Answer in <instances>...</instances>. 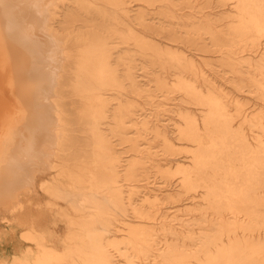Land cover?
<instances>
[{"label":"bare ground","instance_id":"obj_1","mask_svg":"<svg viewBox=\"0 0 264 264\" xmlns=\"http://www.w3.org/2000/svg\"><path fill=\"white\" fill-rule=\"evenodd\" d=\"M15 1L25 9L24 3H21L23 0ZM159 2L164 6L170 5L169 0H54L52 8L46 9V5L41 8L45 11L43 20L41 16L39 19L42 20V26L39 25L42 28L33 25L34 30L27 28L21 35L16 34L13 26L21 23V20L15 14H7L8 7L0 2V13L13 26L10 27L11 31H14L8 37L13 48L10 96L19 95L20 101L15 104L25 112L27 119L21 125L27 133L21 141L26 149L21 160L13 162L12 168L16 173L19 166L24 170L25 162L30 163L31 159L29 156L24 159L25 154L32 156L37 150L40 153L43 147V143H40L45 140L47 144L44 142L43 152L46 155L41 157L37 153L39 158L36 157L42 161L40 163L46 162L43 166L47 169L41 181L38 179L39 186L48 195L66 203V206L57 207L56 210L68 226L65 235L60 238L62 248L59 249L52 244L53 235L45 230L47 219L46 227H39L43 216L40 217V212L44 209L41 211L38 207L40 218L37 220L33 216L27 217L29 213L24 212L22 208L25 205L20 201L14 202L10 210L12 216L20 212L17 215L22 217L19 218L24 223L22 225L31 218L26 222L28 229L22 234V239L32 245L27 248L15 247L7 257H0V264H116V256L123 261L121 264H143L151 258L152 264H264V141L262 138L257 139L254 145L243 128H235L232 123L236 116L240 117L242 122L262 137L263 116L231 113L221 91H214L210 87L205 91L197 85L196 77L206 76L196 59L179 48L162 46L154 39L150 30H157V34L163 33L171 41L181 39L193 43L197 38L194 35L199 31L197 28L188 33H179L175 28L164 25L155 29V23L149 22L151 17L143 10ZM219 3L230 4L232 14L228 16L233 21L229 28L226 31H214L203 26L217 50L226 52L229 57L237 48L247 45L248 40L253 45L264 37V0H219ZM31 15L32 12L29 17ZM22 18L25 20V17ZM140 26L145 30H141ZM36 27L42 29L36 30L37 34L40 32L38 37L35 34ZM34 34L35 37H32ZM112 37H120L128 48H133L132 55L144 57L153 70L160 68L165 72L171 69L175 76L171 86L198 105L201 111V115L191 111L178 112L180 121L176 125L177 137L180 142L187 144L185 147L174 142L158 124H141L144 131L151 128L162 139L164 151L171 154L186 152L189 155L187 163L178 162L175 167L164 170L159 167V172L165 178L178 176L182 192L202 191L201 198L206 206L196 210L199 218L193 224L198 225L200 231L196 236L188 237L192 242L191 248L180 245L178 233L165 223L160 224L164 237L162 244L157 247L161 241L157 229L133 225L125 219L131 209L133 216L140 221H152L156 215L151 202L160 197L156 194L146 195L143 200L149 204L148 207L137 205L132 196H128L129 201L126 202L122 177L133 175L136 178L139 172L131 166L124 175L120 173L115 157L106 150L107 134L100 125L105 108L98 107L92 96L84 94L89 92L90 85L94 89H103L115 87L124 80H127L131 89H141L127 66L123 77L118 76L117 80L108 74L112 65L110 56L105 57L104 61H100L99 57L93 60L95 55L118 47L109 40ZM18 44L19 51L16 49ZM83 62L86 64L84 68L81 66ZM242 63L253 70L254 78L250 84L264 98V52L254 64L251 59ZM227 64L234 69L235 64L240 63L230 61ZM155 82L158 90L170 88L165 76L156 75ZM147 95L153 97L154 93ZM68 100L71 102L68 103ZM78 100L80 105L77 108ZM70 105L75 107L71 108ZM125 111V107L118 111L116 132L125 130V123L131 113L129 109L125 116ZM82 121L84 129L80 128ZM47 131L51 132L50 138H40L43 140L38 142L39 134ZM31 160L34 163L35 158ZM40 163L39 166L43 168ZM25 171L19 175L25 176L28 181L32 176L28 178L27 175L32 173L26 174ZM10 193L9 197L14 194ZM42 199L40 197V200L35 201L41 202ZM49 218L48 223H51ZM9 221L10 217L4 220ZM17 221L12 223L18 224ZM116 232L124 233L118 237L115 236ZM154 249H157L156 253Z\"/></svg>","mask_w":264,"mask_h":264},{"label":"rangeland","instance_id":"obj_2","mask_svg":"<svg viewBox=\"0 0 264 264\" xmlns=\"http://www.w3.org/2000/svg\"><path fill=\"white\" fill-rule=\"evenodd\" d=\"M46 1L47 0H23L21 3L25 4H23L25 9H22V7L19 6V2L15 0H0L1 3L8 7V9H6L7 14H15L16 18L19 17V20H21V23L18 22L13 24L16 28L15 32L18 35L23 34V31L27 28L34 30L33 25L38 27L39 25L42 26L40 23L43 20L42 16L45 11L41 8L47 6L46 9H50L54 4V0H48V3ZM169 1V7L164 6L163 3L160 2L155 3V5L147 7L146 9L143 6V11L147 13L149 18L151 17L149 22L151 24L155 23V29L158 26L164 25L175 28L179 33H188V31H194L198 28L199 31H195L196 35H194L197 38L194 39L193 43L182 41L181 39L171 41L167 39L163 33L157 34V30H150L154 39L162 46L167 45L172 46L173 48H179L189 57L196 59L200 70H203L206 76V78H204L201 75H198V77H196L197 85L205 91H207L209 87L214 91H221L223 93L224 101L231 113L241 112V114L251 117L263 116L264 119V98L258 94L255 86L250 84L254 78V72L251 68H248L245 63H242L244 60L251 59L252 64H254L255 61L260 58L261 54L264 52V37H261V39L256 41L253 45L251 41L248 40L247 45L244 44L242 48H237L236 51H233L235 53H232V55L228 57L226 52H220L216 49L212 43L210 34L205 33L203 26L210 27L214 31H226L233 21V18L228 16L232 14L230 4L222 5L219 3V0ZM163 11H168L169 13L164 14ZM31 12L32 18L36 13L33 19L29 17ZM38 13L40 14L39 18L35 19L38 17ZM169 14L175 15V17H165L166 15L169 16ZM40 16L42 20H39ZM22 17H25V20H23ZM31 20L34 21L32 22ZM35 20L37 21L35 22ZM13 26H11L0 13V231L3 228L0 233V257H7L15 247L27 248V246L32 245L22 239V234L28 229V223L26 222H28V220L30 221L31 218L25 222V225H22L24 223L19 221L21 216L17 215V213L19 214L20 212H16L15 215L12 216V212L10 211L12 204L16 201H20L22 205H25L22 209L24 212L27 211L26 214L29 213L27 217L33 216V219L36 218L37 220H39L38 218L42 215L45 217L43 218L42 216L40 218V222L38 223L42 226L39 225L40 228L44 229L46 227L45 222L47 219V227L45 230H47L51 236L53 235L51 238L52 241L54 239L52 244L59 249L62 248L60 238L65 235L68 229L67 223L57 214L56 210L57 207L66 206V203L62 200H56L48 195L39 186L41 176L43 178L47 169L43 166V164L46 165V162L40 163L42 161L37 159L39 158L37 153L41 157L46 155V152L44 151L45 154L43 152L45 140L44 142L42 140H48L50 138V131L44 132V134H39V136L37 134L40 140L38 142L42 141L40 145L43 143V147L40 149L42 151H40V153L38 152L39 150H37V153L32 154V156L34 155L33 157L28 153L24 156V159L28 156L31 157V159L35 158V161L33 160L34 163L36 162L35 165L30 158L29 162L32 164H26V162L24 164V170H27V172L25 171L26 174L32 173V175H27L28 178L32 176L30 180L27 181L25 179L26 177L22 176L24 171L22 166H19L18 168L16 167L17 169L15 171L18 173L14 172L12 168L13 162L21 160L24 155L26 147L21 141L25 139V135L27 134L24 129H22L24 122H27L25 112L15 104L20 101V97H18L19 95L13 97L10 96L12 93L10 84L13 82L10 72V61H12L13 48L8 41V37L11 32H14L10 29V27ZM41 26L39 28H42ZM38 27H36L37 29H35V31L42 30ZM140 29L145 30L141 26ZM37 31L35 34L38 33ZM35 34L32 35V37H35ZM44 34H46V32ZM39 35L40 32L36 36L38 37ZM109 40L112 41L113 45L117 44L118 47L110 50L107 49L103 54H97L98 56L95 55L93 60L96 61L99 57L100 61H104L103 59L105 57L110 56V63L112 65L111 72L108 74L117 80L123 77L124 68L127 66L129 72L134 75L137 80V85L141 89H139V91L138 89H131L127 80H124L118 82L115 87L107 86L103 89L97 87L94 89L90 85L88 86L90 88L88 89L89 92H85L84 94L92 96L94 103H98V107L105 108L106 112L100 125L103 128V132L107 134L106 137L108 142L106 143L108 148H106V150L111 156L115 157L118 169L121 170L120 173L124 175L125 171L130 169L131 166L139 172V175L136 178L133 175H124L122 177L121 183L123 184L126 202L128 203L129 201L128 196H132L137 205L148 207L149 204L143 200L146 195L156 194L160 197L159 200L151 202L155 206L152 208V211H154L156 215L152 221H140L133 216L131 209L127 212L128 215L125 219L133 225H146L157 229L161 239L159 244H157V247L162 244V239L164 237L162 233L164 230L161 229L160 224L165 223L167 227L178 233L180 237V245H183L186 248H191L192 242L188 237L190 235L196 236L200 231L199 226L193 224V222L199 218L196 210H198L197 208L199 207L202 208L206 206V203L203 202L201 198L203 195L202 191L182 192L178 176L165 178L166 176L159 172V167L164 170L168 167H175L178 162L187 163L189 161V155L186 152L171 154L164 151L162 139L157 137L151 128L144 131L141 124L148 123V126L158 124L160 129H162L174 142L185 147L187 144L180 142L177 137L176 125L180 121L178 112L191 111L197 115H201V111L198 105L183 96L177 88L171 86V83L175 79L174 72L171 69L162 72L159 70L160 68H156L157 71H155V69L153 70L151 68V65L146 63L144 57H136L132 55L133 48H128L127 43L122 42L120 37H112L109 38ZM18 47H16L17 51L20 50L19 44ZM234 49L235 48H233V50ZM230 61L240 64H235L234 69H232L227 64ZM81 66L84 68L86 64L83 62ZM158 74L167 78L170 88L165 91L158 90V87L155 84V76ZM186 74L192 76L191 74ZM118 76L120 77L118 78ZM142 90L147 91V93L150 94L154 93V96H149ZM137 92H140V94H137ZM70 102L71 100H68V103ZM77 105L78 108L80 105L79 100L77 101ZM74 107L72 106L71 108ZM123 107L126 108L125 116L128 115L129 109L131 113L128 115L129 118H127L125 123V130L122 133H119L116 132L119 116L118 111ZM232 123L235 128H243V132L254 145L256 144L257 139L260 140L262 138L264 141V136L261 137L259 132L252 130L247 123L242 122L240 117L236 116ZM82 124L83 121L81 122L80 128L84 129ZM46 148L48 150V147ZM41 153L43 155H41ZM46 158L47 157H45V159ZM37 161L40 165L42 164L41 166H43V168L39 166ZM28 164L31 165L29 167L32 168V170L27 167ZM44 170L45 172L43 173ZM32 171L37 172L33 173ZM19 173H22V175H19ZM24 180L27 182L24 183ZM34 180L35 184L37 181V186L33 184ZM30 181H33V183ZM14 182L15 184H12ZM25 184L30 188H33L34 193L32 192L33 189L25 186ZM12 185L13 187L10 188ZM26 188L29 190L27 193ZM36 188L37 193L35 192ZM10 192H14L12 195L13 197H9L11 194ZM37 195H40L38 196L39 198H37ZM27 196H29L28 198L31 199L30 201L33 200L35 204L32 203L33 201L30 203L29 199L26 198ZM40 197L41 199L43 198L41 202L35 201L38 199L40 200ZM25 200L28 201L27 205ZM28 205L30 207H35L37 210L32 207L33 210L31 208L29 209ZM39 206L41 211L44 209V212H40V209H38ZM43 207H47L46 210ZM32 211L37 214V217L33 215ZM39 212L42 213L40 214V217ZM15 216L18 218H15ZM7 217H10L11 221L4 222ZM48 218L51 220V223H48ZM54 219L55 222L53 221ZM12 221H17L18 224L15 222L12 223ZM19 222L21 224H19ZM42 222L44 224H41ZM12 232H14V236L11 234ZM123 233L124 232H116L115 236L121 237ZM255 235L258 236L259 234L255 233ZM156 252L157 249H154V253ZM149 260V262H143V264H152V258ZM115 262L116 264H121L123 261L116 256Z\"/></svg>","mask_w":264,"mask_h":264}]
</instances>
